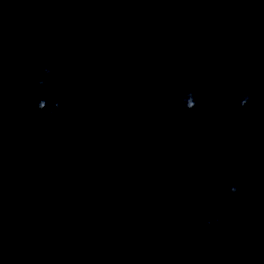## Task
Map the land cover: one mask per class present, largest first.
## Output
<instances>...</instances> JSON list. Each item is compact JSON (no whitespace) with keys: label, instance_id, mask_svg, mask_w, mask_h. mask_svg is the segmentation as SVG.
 Instances as JSON below:
<instances>
[{"label":"water","instance_id":"water-1","mask_svg":"<svg viewBox=\"0 0 264 264\" xmlns=\"http://www.w3.org/2000/svg\"><path fill=\"white\" fill-rule=\"evenodd\" d=\"M0 264H264V0H0Z\"/></svg>","mask_w":264,"mask_h":264},{"label":"clouds","instance_id":"clouds-1","mask_svg":"<svg viewBox=\"0 0 264 264\" xmlns=\"http://www.w3.org/2000/svg\"><path fill=\"white\" fill-rule=\"evenodd\" d=\"M219 2H230V0H219ZM219 44L221 47H225L227 45V41L221 40L219 41ZM55 76V72L53 69L49 68L47 65H42L40 69V76L34 77L32 80V83L34 85H38L41 88H47V85L49 82L53 81V77ZM43 77V78H41ZM247 87L249 88H254L255 87V82L249 78L247 80ZM242 98L239 101L238 104H235L233 106V111L239 113L241 109H246L251 101V96L245 92L241 94ZM176 101L178 104H182L186 107L187 110L191 111L194 110L198 107L195 94L193 92H188L186 95H177L175 97ZM47 105V101L44 99H41L38 104H37V111L38 112H43ZM61 105L59 101H56L54 103V106L51 110L48 111V115L51 116L53 115L56 111L60 109ZM245 119L243 116H237L235 120L232 121L233 124H239ZM39 157H32L33 163L38 162ZM223 194L225 196H232L238 194V186L236 185H230L226 188L223 189ZM219 212V208H217V213ZM202 215H204L202 213ZM214 223H227V218H222L219 214L214 215L211 219L206 221V227H211Z\"/></svg>","mask_w":264,"mask_h":264}]
</instances>
